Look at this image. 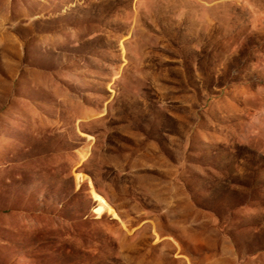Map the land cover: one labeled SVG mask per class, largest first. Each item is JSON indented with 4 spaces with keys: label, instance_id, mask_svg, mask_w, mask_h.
Listing matches in <instances>:
<instances>
[{
    "label": "rangeland",
    "instance_id": "374dc122",
    "mask_svg": "<svg viewBox=\"0 0 264 264\" xmlns=\"http://www.w3.org/2000/svg\"><path fill=\"white\" fill-rule=\"evenodd\" d=\"M0 264H264V0H0Z\"/></svg>",
    "mask_w": 264,
    "mask_h": 264
}]
</instances>
